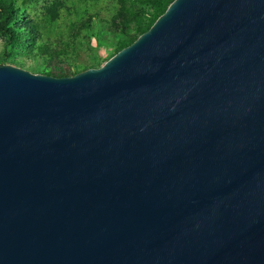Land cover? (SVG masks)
<instances>
[{"label": "water", "instance_id": "1", "mask_svg": "<svg viewBox=\"0 0 264 264\" xmlns=\"http://www.w3.org/2000/svg\"><path fill=\"white\" fill-rule=\"evenodd\" d=\"M0 264H264V0H171L71 75L0 63Z\"/></svg>", "mask_w": 264, "mask_h": 264}, {"label": "rangeland", "instance_id": "2", "mask_svg": "<svg viewBox=\"0 0 264 264\" xmlns=\"http://www.w3.org/2000/svg\"><path fill=\"white\" fill-rule=\"evenodd\" d=\"M16 17L18 31L30 33L6 43L0 33V63L22 65L31 72H77L98 67L135 38L133 28L114 27L119 11H136L147 21L155 8L139 0H8Z\"/></svg>", "mask_w": 264, "mask_h": 264}, {"label": "trees", "instance_id": "3", "mask_svg": "<svg viewBox=\"0 0 264 264\" xmlns=\"http://www.w3.org/2000/svg\"><path fill=\"white\" fill-rule=\"evenodd\" d=\"M143 2L150 3L154 6L155 11L149 14L147 21L143 19L139 13L133 10H129L127 13L124 11H119L112 18L111 24L116 27L121 24L122 29L133 28L138 34L146 30L149 25L154 21V19L165 9L166 5L171 0H139ZM16 17L13 5L8 0H0V33L6 37V43H11L16 41L19 35L23 33H30L28 27L18 31L19 25L12 23L13 19ZM134 39V38H133ZM132 39V40H133ZM127 45V44H125ZM1 58V57H0ZM12 64H15L14 62ZM17 65V64H16ZM22 67V65H18ZM54 76L71 75L74 72H66L64 67H58L55 72H41Z\"/></svg>", "mask_w": 264, "mask_h": 264}]
</instances>
